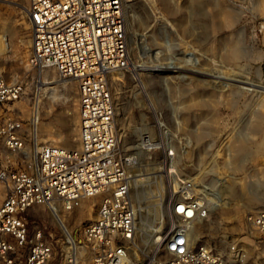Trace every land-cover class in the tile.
I'll list each match as a JSON object with an SVG mask.
<instances>
[{"label": "rangeland", "instance_id": "obj_1", "mask_svg": "<svg viewBox=\"0 0 264 264\" xmlns=\"http://www.w3.org/2000/svg\"><path fill=\"white\" fill-rule=\"evenodd\" d=\"M28 2L0 0V73L25 84L21 98L0 106L22 119L24 147L13 152L0 140V157L19 167L34 163L44 143L78 145V82L53 65L29 62ZM122 6L128 63L109 73L108 85L118 154L136 156L130 194L138 209L139 254L144 259L157 245L165 222L158 197H176L177 182L189 178L216 199L210 217L196 225L197 238L223 253L235 243L245 264H264V236L244 221L247 211L264 207V30H255L264 0H122ZM162 31L172 39L170 51ZM162 78L169 101L160 94ZM169 102L179 107L172 111ZM141 136L154 147L142 148ZM4 195L0 181V200ZM100 199L85 198L57 214L74 232L94 217ZM27 219L31 228L58 224L40 205Z\"/></svg>", "mask_w": 264, "mask_h": 264}, {"label": "built area", "instance_id": "obj_2", "mask_svg": "<svg viewBox=\"0 0 264 264\" xmlns=\"http://www.w3.org/2000/svg\"><path fill=\"white\" fill-rule=\"evenodd\" d=\"M27 12L29 62L53 65L78 82V145L44 143L35 162L22 167L0 157L5 187L0 264H245L235 243L223 253L197 238L196 225L210 217L213 200L189 178L177 182L176 197H158L165 222L157 245L148 248L144 259L139 254L137 210L130 194L136 156L118 154L116 107L108 85L109 73L128 63L122 0H29ZM261 17L255 24L259 32L264 30ZM24 93L21 80L0 73V106ZM0 113V140L10 151L22 149V119ZM153 142L141 136L142 148H153ZM96 195L101 199L94 217L79 230H69L57 212L72 211ZM37 205L52 212L58 222L54 230L45 224L30 227L27 213ZM244 221L264 236V207L247 211Z\"/></svg>", "mask_w": 264, "mask_h": 264}, {"label": "bare ground", "instance_id": "obj_3", "mask_svg": "<svg viewBox=\"0 0 264 264\" xmlns=\"http://www.w3.org/2000/svg\"><path fill=\"white\" fill-rule=\"evenodd\" d=\"M215 15V14H214ZM228 21H229V19H228ZM161 40H163L162 42H164V44H165V47H167L168 48V50L170 51V46L167 44V42H170L172 39H171V37L169 36V34L166 32V31H162V32H160V37H159ZM163 44V43H162ZM168 50H166L167 52H168ZM235 54L237 55V52H234V54H233V58H235ZM168 55V54H167ZM165 65H167V64H165ZM168 66V65H167ZM166 66V67H167ZM159 70H167V69H165V68H160ZM159 82V81H158ZM160 85H161V92H160V94H164L165 96H164V98L166 97V99L169 101V97L170 96H168L167 97V95L165 94V92H168V90H167V87H168V85H169V82L166 80V79H164V78H162L161 79V81H160ZM178 87V86H177ZM181 87H182V85H181ZM169 93V92H168ZM157 94V93H156ZM198 97V96H197ZM160 98H161V96H160ZM171 99V98H170ZM156 100L158 101L159 100V96H158V94L156 95ZM165 100V99H164ZM166 101V100H165ZM172 101V100H171ZM170 103V102H169ZM186 104V103H185ZM191 104H193L192 102H191ZM190 104V107H193L192 105ZM168 105H170V108L172 109V111H175V109L176 108H178L179 107V103L178 104H174V103H170V104H168ZM196 105V104H195ZM188 110V109H187ZM190 125V124H189ZM195 138H197V137H195ZM68 141V140H67ZM187 141H189V140H187ZM212 147V142L211 143H209L207 146H206V150H208V149H210ZM204 157H205V154L204 153H202L201 154V156H200V158H199V165H201L202 164V161H203V159H204ZM207 186V188H208V186H210V185H206ZM211 187V186H210ZM209 189V188H208ZM206 195H207V193H205ZM209 196V195H208ZM210 197V196H209ZM210 199L211 200H213V203L215 202V198L214 197H210ZM158 204V203H157ZM136 207V206H135ZM136 210H137V217H138V209H137V207H136ZM154 242V241H153Z\"/></svg>", "mask_w": 264, "mask_h": 264}, {"label": "crops", "instance_id": "obj_4", "mask_svg": "<svg viewBox=\"0 0 264 264\" xmlns=\"http://www.w3.org/2000/svg\"><path fill=\"white\" fill-rule=\"evenodd\" d=\"M1 201V200H0Z\"/></svg>", "mask_w": 264, "mask_h": 264}]
</instances>
